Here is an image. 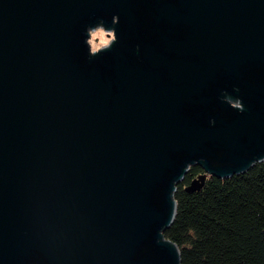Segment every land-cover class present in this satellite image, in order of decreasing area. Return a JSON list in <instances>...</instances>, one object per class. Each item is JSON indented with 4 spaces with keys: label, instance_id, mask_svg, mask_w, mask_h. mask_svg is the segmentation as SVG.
Instances as JSON below:
<instances>
[{
    "label": "water",
    "instance_id": "95a60500",
    "mask_svg": "<svg viewBox=\"0 0 264 264\" xmlns=\"http://www.w3.org/2000/svg\"><path fill=\"white\" fill-rule=\"evenodd\" d=\"M259 162L264 0H0V264H181L190 168Z\"/></svg>",
    "mask_w": 264,
    "mask_h": 264
},
{
    "label": "trees",
    "instance_id": "16d2710c",
    "mask_svg": "<svg viewBox=\"0 0 264 264\" xmlns=\"http://www.w3.org/2000/svg\"><path fill=\"white\" fill-rule=\"evenodd\" d=\"M192 166L174 194L177 210L165 237L177 245L181 264H264V162L230 178L202 175Z\"/></svg>",
    "mask_w": 264,
    "mask_h": 264
},
{
    "label": "rangeland",
    "instance_id": "374dc122",
    "mask_svg": "<svg viewBox=\"0 0 264 264\" xmlns=\"http://www.w3.org/2000/svg\"><path fill=\"white\" fill-rule=\"evenodd\" d=\"M115 39L112 30H106L103 26H97L90 31L89 45L91 51L97 52L100 49L110 45ZM240 105V104H238Z\"/></svg>",
    "mask_w": 264,
    "mask_h": 264
},
{
    "label": "flooded vegetation",
    "instance_id": "af4514ba",
    "mask_svg": "<svg viewBox=\"0 0 264 264\" xmlns=\"http://www.w3.org/2000/svg\"><path fill=\"white\" fill-rule=\"evenodd\" d=\"M235 104V103H234ZM236 105V104H235ZM238 105V104H237ZM238 106H241V105H238ZM195 166H198V165H195Z\"/></svg>",
    "mask_w": 264,
    "mask_h": 264
}]
</instances>
